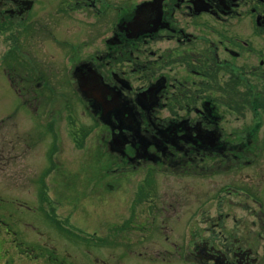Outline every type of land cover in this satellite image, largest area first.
I'll use <instances>...</instances> for the list:
<instances>
[{
	"label": "rangeland",
	"instance_id": "obj_1",
	"mask_svg": "<svg viewBox=\"0 0 264 264\" xmlns=\"http://www.w3.org/2000/svg\"><path fill=\"white\" fill-rule=\"evenodd\" d=\"M30 1L31 7L15 17V24L0 23V218L11 225L16 218L23 223L11 230L0 221L9 264H50L32 257L35 244L60 258L64 253L70 264H191L194 260L187 256L197 238L222 248L231 226L241 229L245 223L246 230L253 228L248 214L234 213L227 204L232 196L222 186L250 185L257 174L264 182V111L243 106L247 117L239 122L238 114L218 107L225 131L239 133L244 126L251 133L259 131L250 135L252 165L224 168L205 156L173 167L169 163L177 159L168 162L153 143L158 161L124 168L112 143L115 128L91 114L89 102L81 100L80 75L74 66L102 49L126 8L143 0H94V7L84 0ZM29 12L34 19L21 27L20 19ZM234 26L229 35L254 41L249 17L239 18ZM232 61L257 63V55L246 50L242 60ZM216 73L220 87L228 75L215 70L214 78ZM191 93L220 94L203 91L198 84ZM190 99L185 94L184 101ZM164 109L160 116L172 119L168 113L176 109ZM86 129L90 132L83 138ZM171 204L178 213L166 219ZM241 215L245 218L239 227ZM21 240L25 243L15 248ZM256 242L260 245L263 239Z\"/></svg>",
	"mask_w": 264,
	"mask_h": 264
},
{
	"label": "flooded vegetation",
	"instance_id": "obj_2",
	"mask_svg": "<svg viewBox=\"0 0 264 264\" xmlns=\"http://www.w3.org/2000/svg\"><path fill=\"white\" fill-rule=\"evenodd\" d=\"M29 1L0 0V23L15 24V17L23 15ZM83 2L94 7V0ZM122 17L112 27L113 36L106 39L105 46L91 54L92 59H82L74 66L80 75L81 90L92 95L83 100L89 102L86 106L110 128H115L112 143L117 145L114 151L117 149L122 156L121 166L136 168L158 161L153 155V143L166 153L168 162L177 159L169 163L173 167L185 161L196 163L205 156L213 158V165L224 168L252 165L249 156L255 154L249 145L253 144L250 135L257 136L259 131L251 133L245 126L239 133L225 131L220 126L222 115L218 107L238 114L239 122H245L247 117L241 111L243 106L264 111V0H143L127 7ZM241 17L251 19L254 41L238 34L229 35L235 28L232 24ZM20 20L23 27L27 18ZM200 30H207L208 34L195 33ZM246 50L257 55V63L235 64L232 60H242ZM215 70L228 75L220 87L216 86L219 74L213 77ZM93 73L99 76L104 91L98 89L99 93L93 94L85 90L83 77ZM168 74L172 76L167 77ZM40 84L42 81L38 80L36 85ZM197 84L203 91L220 93L221 98L207 93L194 95L192 86ZM185 94L191 99L184 101ZM166 107L176 109L174 114L168 113L172 119L160 116V109ZM253 117L258 130L260 122L256 114ZM106 139L109 144L110 139ZM258 176L250 185L228 182L222 186L232 196L227 204L235 209L234 213L248 214L253 228L246 230L245 223L242 231L231 226L230 232L226 230L222 248L208 239L197 238L187 256L194 260L191 264H264V182ZM167 208L166 219L178 213L177 206L171 204ZM243 217L236 221L239 227ZM16 219L13 225L2 218L0 221L15 230L23 224ZM260 238L263 243L259 245L256 239ZM24 243L21 240L14 247ZM42 247L34 245L33 258L39 257L42 263L70 264L69 256L61 253L60 258L42 251ZM46 253L49 256H44ZM166 256L165 253L162 259ZM9 263V251L2 241L0 264Z\"/></svg>",
	"mask_w": 264,
	"mask_h": 264
},
{
	"label": "trees",
	"instance_id": "obj_3",
	"mask_svg": "<svg viewBox=\"0 0 264 264\" xmlns=\"http://www.w3.org/2000/svg\"><path fill=\"white\" fill-rule=\"evenodd\" d=\"M7 55H8V54H7ZM89 132H90V130H87V129H86V130L84 131V133H83V138H84V137H87L86 135H87Z\"/></svg>",
	"mask_w": 264,
	"mask_h": 264
}]
</instances>
